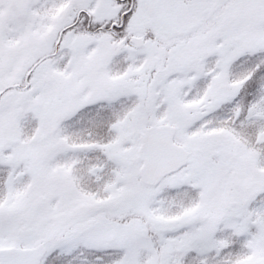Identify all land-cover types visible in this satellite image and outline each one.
Wrapping results in <instances>:
<instances>
[{
  "label": "snow or ice",
  "instance_id": "6c2138e0",
  "mask_svg": "<svg viewBox=\"0 0 264 264\" xmlns=\"http://www.w3.org/2000/svg\"><path fill=\"white\" fill-rule=\"evenodd\" d=\"M0 264H264V0H0Z\"/></svg>",
  "mask_w": 264,
  "mask_h": 264
}]
</instances>
